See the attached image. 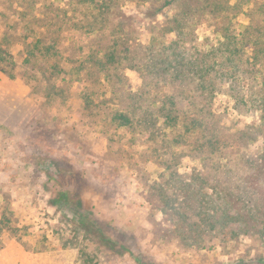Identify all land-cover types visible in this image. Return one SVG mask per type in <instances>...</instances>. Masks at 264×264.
<instances>
[{
  "label": "rangeland",
  "instance_id": "1",
  "mask_svg": "<svg viewBox=\"0 0 264 264\" xmlns=\"http://www.w3.org/2000/svg\"><path fill=\"white\" fill-rule=\"evenodd\" d=\"M238 2L240 7L246 2L245 8L255 2L264 6V0ZM6 5L0 0V264H264V234L257 231L264 211L250 221L247 233L237 229L244 224L232 222L231 235L216 229L189 234L188 224L199 217L185 204L189 197L183 186L195 172L202 173L224 189H245L248 204L260 201L264 208V172L243 171L238 160L264 153V131L254 141L238 144L242 157L231 162L239 166L235 174L211 176L188 141L166 149L156 135L112 123L119 97L93 88L91 76L88 82L77 76L85 77L88 69L73 71L60 81L47 78L39 68L42 63L26 64L25 48L16 40L22 39L20 27H13L16 13L8 10L2 15ZM149 5L127 1L121 6L127 15L139 17L130 21L134 48L158 47L174 36L167 30L174 8H162L156 18L142 21L141 11L154 12L162 4ZM236 21L239 30L247 23L243 16ZM194 34L198 44L215 39L206 26ZM66 35H60L64 56L75 59L87 51L85 35L70 34L73 45ZM70 64L77 63L64 66ZM122 75L127 92H138L137 75L128 70ZM88 93L92 95L84 107ZM125 103L122 100L120 106ZM212 103L222 115L220 124L231 127L234 135L242 125L261 124L255 114L235 110L225 93ZM165 133L171 142L174 136ZM174 170L184 182L173 176ZM211 185L201 190L212 194ZM167 197L172 207L164 205ZM234 207L250 219L247 206L237 201ZM183 212L189 232L177 225ZM82 214L95 222L89 234L78 224ZM102 236L112 242L106 244Z\"/></svg>",
  "mask_w": 264,
  "mask_h": 264
},
{
  "label": "trees",
  "instance_id": "2",
  "mask_svg": "<svg viewBox=\"0 0 264 264\" xmlns=\"http://www.w3.org/2000/svg\"><path fill=\"white\" fill-rule=\"evenodd\" d=\"M127 1L142 6L147 2L150 5L161 2V7L154 12L145 11L151 8L141 11L142 21L156 18L162 8L173 7L175 13L167 22L173 38L162 41L158 47H132L135 32L130 21L139 17L122 10V4ZM238 3V0L233 3L231 0H6L7 7L1 11L3 16L8 10L16 13L13 27H20L22 39L16 40L25 48L26 64L42 63L39 68L47 78H60V81L73 71L88 69L85 77L77 73L82 81H90L91 76L93 88H105L116 94L120 105L122 100L128 101L124 107L117 103L119 106L110 117L112 123L147 132L152 138L156 135L166 149L176 142L188 141L190 149L202 156L204 168L207 164L211 176H216L235 174L239 166L231 162L242 157L238 144H248L260 130L264 131V6L255 2L245 8L246 2L241 7ZM241 16L247 23L239 30L237 26L241 24L236 20ZM202 26L212 29L213 41L196 42L194 31ZM63 32L69 45L74 44L70 41L74 35L70 34L85 35L87 51L76 54L75 59L64 56L60 37ZM67 62L77 64L66 68ZM127 70L137 75L141 85L138 92H127L122 77ZM219 93L226 94L235 110L255 114L261 124L246 125V128L242 125V130L232 134L231 127L226 129L220 124L222 115L213 109V99ZM89 95L92 93L85 97L84 107L89 105ZM166 130L174 136L171 142ZM246 157L247 161L243 157L238 159L243 171L264 172V153ZM173 176L184 182L175 170ZM204 176L195 172L188 184H182L189 197L185 204L196 211L199 219L188 224L190 231L183 212L177 221L178 228L182 232L190 231L189 234L193 230L201 234L216 229L231 235L232 222H241L245 226L238 225L237 229L249 232L250 221L263 214V204L254 201L249 205L250 195L245 189H224ZM205 184H212V194L201 190ZM161 194L164 196L163 191ZM167 200L163 201L164 205L172 207V199L167 197ZM237 201L247 206L250 219L234 207ZM78 224L89 234L95 222L82 214ZM257 231L264 234L263 221ZM101 238L106 244L112 242Z\"/></svg>",
  "mask_w": 264,
  "mask_h": 264
}]
</instances>
